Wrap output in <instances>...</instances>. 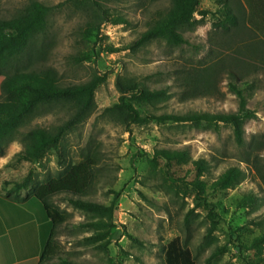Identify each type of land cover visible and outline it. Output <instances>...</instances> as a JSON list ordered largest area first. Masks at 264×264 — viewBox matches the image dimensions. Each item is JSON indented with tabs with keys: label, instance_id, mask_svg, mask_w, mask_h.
I'll return each instance as SVG.
<instances>
[{
	"label": "rangeland",
	"instance_id": "obj_1",
	"mask_svg": "<svg viewBox=\"0 0 264 264\" xmlns=\"http://www.w3.org/2000/svg\"><path fill=\"white\" fill-rule=\"evenodd\" d=\"M35 1L51 8L46 33L30 45L31 51L39 50V67L55 68L66 85L84 84L95 75L106 81L95 93L93 112L65 136L60 154L49 150L39 162L19 161L16 154L23 150L21 141L4 145L0 190L8 193V184L21 182L30 173L39 186L90 156L96 165L86 199L110 206L120 194L109 234L112 261L97 248L101 241L91 239L95 231L78 226L96 218L74 208L68 201L71 196L65 194L48 203L61 218L55 235L61 255L77 264H165L164 246L180 237L196 264H264V242L256 241L264 234V71L250 75L259 80L258 90L248 101L257 117L245 124L242 144L232 125L220 124L216 130L150 123L133 125L127 131L106 111L120 103L118 84L137 82L148 90H168L167 97L155 104L129 98L141 114L236 112L238 99L228 90L227 74L219 76L214 96L183 97L177 84L178 70L209 65L214 47L227 49L236 42L231 34L215 28L217 16L203 18L197 13L201 23L194 32L185 33L187 45L155 40L131 49L170 0H98L99 4L93 0L88 5L78 0H0V17L11 19ZM201 2V10L215 13L219 9L220 0ZM229 2L244 11L246 27L254 30L246 0ZM117 19L123 22L115 23ZM256 36L264 39V31ZM3 79L0 76V96ZM68 117L67 109L54 107L20 132L51 128ZM161 149L186 150L188 160L168 165L155 158ZM200 160L206 161L205 169L194 164ZM232 168L239 169L241 176L226 188H217L222 175ZM32 194L30 190L19 196Z\"/></svg>",
	"mask_w": 264,
	"mask_h": 264
},
{
	"label": "trees",
	"instance_id": "obj_2",
	"mask_svg": "<svg viewBox=\"0 0 264 264\" xmlns=\"http://www.w3.org/2000/svg\"><path fill=\"white\" fill-rule=\"evenodd\" d=\"M88 5L93 0H78ZM99 4L98 0H95ZM246 0L251 8L250 23L254 30L245 25L244 11L237 5L234 8L229 0H220L219 9L213 13L210 10H201V0H170L168 8L162 12L131 45V49L141 48L155 40H164L169 45L182 46L189 44L185 33L194 32L201 21L195 15L200 13L204 18L213 14L215 28H219L235 39L227 49L214 47L212 60L209 65L189 66L178 70L177 84L181 88L182 96L198 99L214 96L218 92L219 76L227 74L228 90L238 99V110L234 113H199L186 114H141L129 102V98L138 103L155 104L167 97L168 90H148L140 83L129 85L118 84L122 93L120 103L106 111L116 121L128 129L133 125L156 123L159 125L191 124L196 127L215 128L220 124L234 127L236 140L243 143L245 124L257 117V112L248 108V101L259 88V80L250 77L251 73L264 71V39L256 36L258 31H264V2L262 0ZM51 8L41 2H32L24 12L11 19L0 17V157L4 152V145L20 140L23 150L16 154L19 161L39 162L42 155L49 150L61 153V145L67 134L82 123L94 110L95 93L98 87L106 81L105 77L95 75L84 84H64L58 71L53 67H39V50L30 49L34 39L46 33L48 14ZM122 23V19L114 20ZM247 30V31H246ZM247 32V37H244ZM54 107L65 108L69 112L67 120L51 128L36 127L27 133L20 129L29 124L42 112ZM186 150H157L156 159H164L171 165L174 162L188 160ZM63 165V162L60 161ZM201 169L206 168V161L194 162ZM96 161L86 156L76 165L70 166L61 177L51 178L47 182L36 186L34 175L30 173L23 181L15 182L9 188L7 195L19 198L23 192L32 190L33 198L37 202L50 203L58 195L71 196L68 201L76 209L94 216L88 222L79 224V227L91 228L95 231L92 240L101 241L97 246L103 250L112 261L109 246V234L113 225L114 209L120 194H116L110 206L87 200L89 190L93 184L94 167ZM241 176L239 169L226 171L218 183L217 188H226L231 181ZM216 222L213 220V227ZM47 241L40 264H77L68 256L59 252L55 242L56 229ZM212 231V230H210ZM264 242V234L258 238ZM57 258V262H52ZM165 264H196L192 251L184 245L180 237H175L164 246Z\"/></svg>",
	"mask_w": 264,
	"mask_h": 264
},
{
	"label": "crops",
	"instance_id": "obj_3",
	"mask_svg": "<svg viewBox=\"0 0 264 264\" xmlns=\"http://www.w3.org/2000/svg\"><path fill=\"white\" fill-rule=\"evenodd\" d=\"M6 194L0 190V264H40L61 218L33 195L12 199Z\"/></svg>",
	"mask_w": 264,
	"mask_h": 264
}]
</instances>
